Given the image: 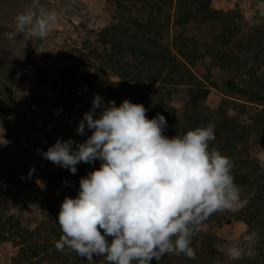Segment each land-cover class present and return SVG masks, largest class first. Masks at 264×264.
<instances>
[{
	"label": "rangeland",
	"instance_id": "rangeland-1",
	"mask_svg": "<svg viewBox=\"0 0 264 264\" xmlns=\"http://www.w3.org/2000/svg\"><path fill=\"white\" fill-rule=\"evenodd\" d=\"M154 2L0 0V169L28 171L26 176L19 175L28 179L15 202L24 206L22 221L36 231L34 242L39 246L37 255L32 256L22 254L21 248L11 242H0V264H105L101 257L88 261L67 249L60 252L55 248L62 235L58 224L62 202L66 196L78 194L80 179L99 168L100 161L81 162L72 174L42 155L58 139L72 138L79 143L91 135L90 130L79 135L77 128L95 95H101L105 103L115 100L117 106L133 97L124 83L128 79L120 77L121 70L114 69V60L107 56L105 28L118 24L136 31L140 21L152 28L150 35L168 49L174 65L161 75L165 81L161 77L157 82L148 81L151 72H143L149 67L143 63V56L128 59L135 66L132 70L141 72V77L134 76L135 84L142 86L137 96L147 95V109L153 117L166 112L167 120L168 107L178 109L170 130L165 131L169 137L178 130L181 134L189 124L191 119L183 110L192 92L199 88L209 90L200 108L209 116L226 100L231 101L226 105L232 115L237 114L236 101L246 102L247 98L227 89L228 79L264 95V0H212L211 6L223 12L220 17H199L183 26L176 22L174 7L160 12ZM40 7L55 8L60 16L47 38H32L26 47L23 34L14 41L7 39L6 33L16 28L18 13ZM160 27L162 39L156 35ZM122 28L108 35L120 33ZM251 107L262 110L264 105L253 103ZM249 116H240V120L249 122ZM254 150L253 155L264 164V149ZM46 173L57 179L47 180ZM14 212L18 213V208ZM236 212H217L204 224L201 234L217 238L219 256L211 259L206 253L203 261L197 259L195 264H230L224 251L239 242L247 230V225L235 218ZM199 244L193 246L195 251L200 249ZM182 259L183 255L166 254L159 264H183ZM151 264H157L155 258Z\"/></svg>",
	"mask_w": 264,
	"mask_h": 264
},
{
	"label": "clouds",
	"instance_id": "clouds-1",
	"mask_svg": "<svg viewBox=\"0 0 264 264\" xmlns=\"http://www.w3.org/2000/svg\"><path fill=\"white\" fill-rule=\"evenodd\" d=\"M59 19L55 8L20 12L6 37L14 41L23 34L26 47L32 38H47ZM147 112L143 103L124 99L117 106L97 94L77 128L79 135H91L79 143L58 139L42 152L72 174L81 162L100 161L80 179L78 194L60 206L58 251L88 261L101 257L105 264H151L153 258L159 264L166 254L195 259L193 238L205 222L249 204L254 192L243 194L235 162L212 144L213 122L169 137L165 116L149 118ZM258 241L257 231L246 232L224 255L229 261L254 259Z\"/></svg>",
	"mask_w": 264,
	"mask_h": 264
},
{
	"label": "trees",
	"instance_id": "trees-1",
	"mask_svg": "<svg viewBox=\"0 0 264 264\" xmlns=\"http://www.w3.org/2000/svg\"><path fill=\"white\" fill-rule=\"evenodd\" d=\"M153 1H155V9L160 12L166 7H174L177 13L176 22L181 26L189 24L193 20L199 19V17H202L204 20H213L220 17L223 13L211 6L212 0ZM151 21L154 24V20ZM137 26L136 31H128L125 28L119 27L118 24H114V26L107 27L103 30L105 37L103 40L106 46L109 45V48H107V56L114 60V69H120V77L128 79V82L124 83L127 88H130L133 94L130 100L135 103H143L147 108L149 103L146 98L147 95L137 96L141 92L142 86L135 84L136 78L134 76L141 77V72L132 70L135 66L128 59V56L131 58L143 56L145 58L143 63L148 64L149 67L145 68L143 72H151L148 76L150 79L148 80L149 82H157L160 80L161 75L167 69L170 70L174 63L166 46H160L157 37L151 36L148 32L152 28H149L148 25H144L140 21L137 22ZM151 27L154 26L151 25ZM121 28L120 33H112L111 36L108 35L110 32ZM162 30L163 27H160L159 34H156L160 39L163 36ZM136 68L139 69L140 66H136ZM161 80L165 81L166 79L164 80V77H161ZM225 86L229 91L247 98L245 100L246 102H235L237 114L232 115L229 113V108L226 104L231 101L226 100L210 116L204 115L200 111V108L209 90L199 88L196 92H192L189 104L183 110L184 116L190 117L191 120L182 129L181 134L197 126L207 125L209 122L215 124L216 139L212 142L213 146L218 147L235 162L233 174L243 194L248 195L254 192L249 204L243 209L238 210L235 213V218L247 225L246 232L255 230L259 233V241L257 244L258 255L254 259L230 261L229 263L264 264V164L257 155H253L254 149H264V108L259 110L251 107L253 103L264 105V95L248 88L249 85H241L235 79L226 80ZM165 113L163 112L162 114L165 115ZM246 114H249L250 118L249 122L245 123L240 120V116ZM146 115L149 118L154 116L149 110ZM177 115V108L168 107V123L164 131L170 130L169 125ZM178 131L172 135H177ZM52 165L54 164L52 163ZM26 174H28V171L22 172L15 168L0 169V242H11L21 248L22 254L36 256L39 249L37 243L34 242L36 231L23 223L22 212L24 206L21 205L19 207L15 202L16 194H21L25 190L24 188L28 179L27 177L21 178L22 176L19 175L26 176ZM44 177L52 181L57 179L56 177H52L50 173L44 174ZM15 208H18V213L14 212ZM211 219H213V215L206 222ZM201 233L202 231L193 238V246L198 242L200 243V249H196L197 257L195 259H188L183 256V264H195L198 260L204 259L206 253L211 259H217L219 256L216 248L217 238L210 234L205 236ZM31 264L34 263L31 261Z\"/></svg>",
	"mask_w": 264,
	"mask_h": 264
}]
</instances>
